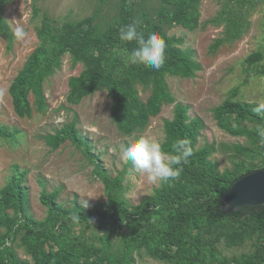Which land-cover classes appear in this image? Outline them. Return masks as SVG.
<instances>
[{
  "label": "trees",
  "instance_id": "obj_1",
  "mask_svg": "<svg viewBox=\"0 0 264 264\" xmlns=\"http://www.w3.org/2000/svg\"><path fill=\"white\" fill-rule=\"evenodd\" d=\"M11 1L0 0V4ZM140 2L119 0L116 15L103 29L94 23L97 11L77 20L42 13L35 26L37 44L8 87L14 112L19 117H29L34 108L45 112L44 82L60 68L65 54L72 64L82 65L78 74L68 77L66 100L77 104L96 90L106 89L112 99L110 118L123 135L143 129L163 105L174 102L166 76L191 77L199 65L190 50L180 47L182 39L165 31L163 25L196 27L198 0H160L153 15L140 10ZM260 2L264 4V0H219V9L210 22L221 26L222 31L211 48L239 39ZM32 12L39 14L35 0ZM134 19L141 22L138 32L147 35L154 31L165 40L166 60L161 69L128 62L137 44L120 41L119 29ZM1 34L10 46L12 35L3 17ZM261 59L259 51L250 53L245 58L246 67ZM258 72L264 73V67ZM140 90L148 92L145 99ZM232 94L213 108L220 128L250 141L249 145H232L239 157L232 167L220 170L210 158L217 150L214 142L196 147L202 122L189 115L187 105L177 102L171 118L163 121V148L170 151L175 140L188 139L193 154L178 177L159 181L152 193L135 204L124 196L125 174L131 165L122 164L115 174L109 172L74 121L44 134L42 138L53 149L68 140L82 152L92 165L93 175L103 184L104 200L89 205L73 200L66 206L58 201V189L48 191L42 186L39 200L45 216L36 219L27 212L25 170L14 164L8 181L0 188V264H138L136 254L140 253L168 264H264L262 208L242 206L227 214L219 209L222 195L234 179L264 166V141L257 134V129L264 127V114L254 111L258 104L234 100ZM15 132L0 124V138H14ZM245 242L252 247L239 254L227 255L221 248ZM17 247L29 259L21 258Z\"/></svg>",
  "mask_w": 264,
  "mask_h": 264
},
{
  "label": "rangeland",
  "instance_id": "obj_2",
  "mask_svg": "<svg viewBox=\"0 0 264 264\" xmlns=\"http://www.w3.org/2000/svg\"><path fill=\"white\" fill-rule=\"evenodd\" d=\"M118 2L35 0L39 9L37 15L32 12V0H12L0 4V17L7 21L12 35L10 46L7 37L0 35V124L6 125L9 130H16L14 138H0V188L8 181L14 164L25 170L23 185L27 191V212L36 219L45 216V207L39 200L42 186L48 191L58 189V201L66 206H70L73 200L84 205L104 200L103 184L93 175L92 165L82 152L68 140L53 149L42 138L64 123L74 121L79 134L90 141L91 151L100 156L102 165L112 174L122 168L119 158L122 144L140 137L163 140V121L171 118L173 105L177 102L187 105L189 115L201 120L196 147L214 142L217 150L210 158L220 170L231 168L239 158L231 149L233 144H250L247 137L231 135L220 128L213 108L233 92L234 100L264 103V73L258 72V68L264 67V4L261 2L248 18L249 27L243 35L235 41L223 42L216 49H212L211 45L221 36L222 27L210 20L219 9V0H198V25L192 29L163 25L165 31L182 39L180 47L191 51L199 68L191 77L167 75L166 82L174 102L163 105L143 129L132 135H123L112 122V99L106 89L96 90L77 104L66 100L68 77L82 69L80 63L72 64L68 54L63 56L60 68L44 82L45 112L34 108L29 117H19L14 112L8 87L37 44L35 26L42 13L51 18L77 20L97 11L94 23L103 29L116 15ZM159 2L141 0L138 8L153 15ZM17 27H23L26 33L23 39H17L14 35ZM255 51L262 54V59L248 68L245 58ZM139 92L145 99L148 92ZM29 100L33 105L31 94ZM242 125L252 126L246 122ZM253 163L258 164V161L254 160ZM158 184L159 181L150 182L146 174L130 168L125 174L124 196L131 203H138L145 195L152 193ZM251 247L249 242L232 248L221 245L223 253L227 255L249 251ZM17 253L21 258L29 259L21 247H17ZM136 261L138 264H168L143 253L136 254Z\"/></svg>",
  "mask_w": 264,
  "mask_h": 264
},
{
  "label": "clouds",
  "instance_id": "obj_3",
  "mask_svg": "<svg viewBox=\"0 0 264 264\" xmlns=\"http://www.w3.org/2000/svg\"><path fill=\"white\" fill-rule=\"evenodd\" d=\"M141 22L132 20L127 26L119 29V40L123 42L136 41L135 47L128 56V62L132 65H143L153 70L163 67L166 55V42L156 32H138ZM14 35L17 39H23L26 35L23 27H17ZM255 112H264V103H260L254 109ZM257 134L264 141V127L257 129ZM166 137V133L164 134ZM163 140H152L140 137L135 141L122 144L119 158L123 165H131V169L137 173L146 174L150 182H164L178 177L182 171V165L188 162L193 154L188 139H177L172 144L170 151L163 148Z\"/></svg>",
  "mask_w": 264,
  "mask_h": 264
},
{
  "label": "water",
  "instance_id": "obj_4",
  "mask_svg": "<svg viewBox=\"0 0 264 264\" xmlns=\"http://www.w3.org/2000/svg\"><path fill=\"white\" fill-rule=\"evenodd\" d=\"M221 201V213L238 211L242 206H258L264 215V166L234 179L224 191Z\"/></svg>",
  "mask_w": 264,
  "mask_h": 264
}]
</instances>
